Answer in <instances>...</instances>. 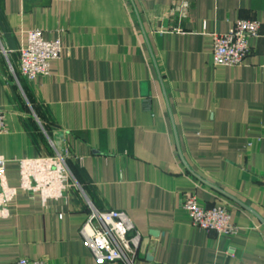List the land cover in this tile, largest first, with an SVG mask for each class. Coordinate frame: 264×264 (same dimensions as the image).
I'll list each match as a JSON object with an SVG mask.
<instances>
[{
    "label": "crops",
    "instance_id": "obj_1",
    "mask_svg": "<svg viewBox=\"0 0 264 264\" xmlns=\"http://www.w3.org/2000/svg\"><path fill=\"white\" fill-rule=\"evenodd\" d=\"M238 18L259 35L241 64L214 66L213 34ZM34 28L61 51L28 80ZM0 110L10 186L22 158L66 151L70 171L61 197L9 202L0 264H97L79 235L90 206L126 212L135 264H264V0H0ZM188 194L226 206L236 234L193 225Z\"/></svg>",
    "mask_w": 264,
    "mask_h": 264
},
{
    "label": "built area",
    "instance_id": "obj_2",
    "mask_svg": "<svg viewBox=\"0 0 264 264\" xmlns=\"http://www.w3.org/2000/svg\"><path fill=\"white\" fill-rule=\"evenodd\" d=\"M184 7L185 5H182L181 14ZM259 31L258 20L238 18L228 31L214 33L213 65L241 64L250 52L249 40L259 35ZM60 51L59 39H44L39 28L29 30L27 43L18 52L21 73L28 80H33L39 75H48L50 64L59 57ZM6 132L5 112L0 110V133ZM66 158V151L55 150L53 155L19 159V183L17 186H10L6 181L7 159L0 155V217L8 216V204L19 192L29 196L38 194L42 203L48 199L61 197L69 187L70 171ZM181 206L187 211L195 226L223 235H233L238 231V227L231 222L230 210L226 206H202L194 194L185 195ZM79 235L90 249L97 264L107 262L135 264L139 257L141 236L123 210H100L90 206L79 228ZM11 264H49V262L41 258L19 257Z\"/></svg>",
    "mask_w": 264,
    "mask_h": 264
},
{
    "label": "water",
    "instance_id": "obj_3",
    "mask_svg": "<svg viewBox=\"0 0 264 264\" xmlns=\"http://www.w3.org/2000/svg\"><path fill=\"white\" fill-rule=\"evenodd\" d=\"M150 233H151L152 235H154V236L157 235V232H155V231H151Z\"/></svg>",
    "mask_w": 264,
    "mask_h": 264
}]
</instances>
